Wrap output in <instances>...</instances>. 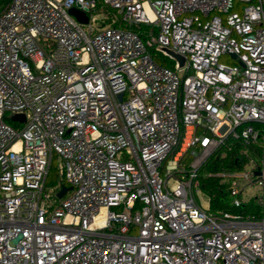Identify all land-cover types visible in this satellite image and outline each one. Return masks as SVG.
Segmentation results:
<instances>
[{
	"label": "built area",
	"instance_id": "2783aa9c",
	"mask_svg": "<svg viewBox=\"0 0 264 264\" xmlns=\"http://www.w3.org/2000/svg\"><path fill=\"white\" fill-rule=\"evenodd\" d=\"M234 1L101 0L114 28L99 0H0V264H264V218L198 178L234 155L217 177L264 214V4Z\"/></svg>",
	"mask_w": 264,
	"mask_h": 264
},
{
	"label": "trees",
	"instance_id": "16d2710c",
	"mask_svg": "<svg viewBox=\"0 0 264 264\" xmlns=\"http://www.w3.org/2000/svg\"><path fill=\"white\" fill-rule=\"evenodd\" d=\"M110 12L117 17V20L114 19H103V27H114V28H125V23L120 16H117V11L112 8L105 7V5L99 0L98 11ZM108 10V11H107ZM133 31L140 34L144 41L147 40V34L149 27L140 25L132 28ZM152 54L159 64L165 67H171L172 61L167 58L157 47L152 48ZM174 64V63H173ZM237 158L228 154L227 156L215 155L212 156L199 170L198 178L200 181L201 189L208 195L210 198V211L214 214L220 212H229L232 214H240L244 217H255V218H264L262 209L253 206V205H244L241 208H236L231 204L229 194L225 185L221 183V179L217 177V174L223 169H234L237 168L239 163Z\"/></svg>",
	"mask_w": 264,
	"mask_h": 264
},
{
	"label": "rangeland",
	"instance_id": "374dc122",
	"mask_svg": "<svg viewBox=\"0 0 264 264\" xmlns=\"http://www.w3.org/2000/svg\"><path fill=\"white\" fill-rule=\"evenodd\" d=\"M257 4H260V0H253L252 3H240L238 0H235L234 1V8H233L232 12H238L240 14H243L245 8H247V7L251 6V5H257ZM263 4H264V0H263ZM105 7H107V6H105ZM100 15H101L100 16L101 20H103L105 18L106 19L117 20V17H114V15L110 12V10L108 12H105V11L102 10V11H100ZM198 15L200 16V18H201V20L203 22H207L208 20L212 19L216 15V13H213L210 16V18H206L202 14H198ZM117 16H119V15L117 14ZM223 17H225V16L223 15ZM121 19H122V17H121ZM101 26L103 27V23L101 24ZM170 60L175 64L174 60H172V59H170ZM220 62L222 64L230 65V66L236 65V63H237L231 56H228V55L222 56L220 58ZM173 63L171 65V67H170L172 69H174V64ZM186 162H187V164H190L192 162V159H191L190 156H189V158H187ZM57 166H58V164H57V162H55L53 164V166H52L51 171H50V176H49V179H48V186L49 187H54V186L59 184L60 178L58 176ZM245 184H246L245 182H241L239 184V187L242 188ZM172 187H175V183H172ZM256 194H257V190H255L254 187H247L246 188V193L244 194V200H247L249 197L256 196ZM207 199H208V197L204 196V200L207 201Z\"/></svg>",
	"mask_w": 264,
	"mask_h": 264
},
{
	"label": "water",
	"instance_id": "95a60500",
	"mask_svg": "<svg viewBox=\"0 0 264 264\" xmlns=\"http://www.w3.org/2000/svg\"><path fill=\"white\" fill-rule=\"evenodd\" d=\"M69 13L74 16L79 22L83 23V24H87L89 22V17L88 15L83 12V11H80L79 9L77 8H72ZM163 54L167 55V56H170L172 59H175L179 64L180 66H183L184 65V60L176 55H173L172 53H170L168 50H166L165 48H161L160 50ZM232 57H236L235 55H232ZM24 120V117L23 116H15L13 117V121H23ZM70 189L69 188H63V190L59 193V197L62 198L65 193L67 191H69Z\"/></svg>",
	"mask_w": 264,
	"mask_h": 264
}]
</instances>
